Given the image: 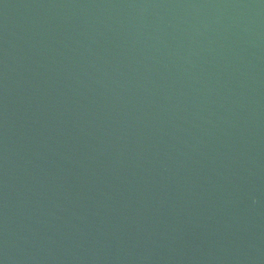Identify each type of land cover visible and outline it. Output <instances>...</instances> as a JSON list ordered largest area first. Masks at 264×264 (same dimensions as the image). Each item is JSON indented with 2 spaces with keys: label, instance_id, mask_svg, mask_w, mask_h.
<instances>
[{
  "label": "water",
  "instance_id": "obj_1",
  "mask_svg": "<svg viewBox=\"0 0 264 264\" xmlns=\"http://www.w3.org/2000/svg\"><path fill=\"white\" fill-rule=\"evenodd\" d=\"M0 264H264V0H0Z\"/></svg>",
  "mask_w": 264,
  "mask_h": 264
}]
</instances>
